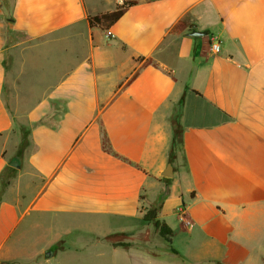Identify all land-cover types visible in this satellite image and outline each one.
<instances>
[{"label": "crops", "instance_id": "crops-1", "mask_svg": "<svg viewBox=\"0 0 264 264\" xmlns=\"http://www.w3.org/2000/svg\"><path fill=\"white\" fill-rule=\"evenodd\" d=\"M123 1L0 0V264H179L104 242L158 204L190 263L264 264V0H137L89 25Z\"/></svg>", "mask_w": 264, "mask_h": 264}, {"label": "rangeland", "instance_id": "rangeland-1", "mask_svg": "<svg viewBox=\"0 0 264 264\" xmlns=\"http://www.w3.org/2000/svg\"><path fill=\"white\" fill-rule=\"evenodd\" d=\"M12 37L15 34H11ZM43 58H40L42 60ZM57 115L58 113L55 112V114L49 116L47 119H45V123L49 125H54L57 121ZM30 131V125H24L23 129L21 130L22 133H24V136H27ZM155 208H159V204L157 206H154ZM14 239V237H13ZM115 241H124V242H130L133 245V248L136 250H148L153 253H155L158 257L163 259L164 256L171 255L169 247L165 244V242L160 238L159 234L154 229L153 225H143L141 228L131 232L127 233V235H121L118 234L114 237ZM105 244L111 243L105 238ZM120 250V253H112V252H106L103 250L102 252L97 253V255L93 252H86L83 254V259L81 258H71V261L68 260H61L58 261L57 264H151L148 261L142 260L140 258H134L132 256V252L129 251V253H125V251ZM101 253V254H100ZM117 261V262H116ZM170 261V259H169ZM171 262L182 264L181 261L174 257ZM56 264V263H54Z\"/></svg>", "mask_w": 264, "mask_h": 264}, {"label": "trees", "instance_id": "trees-1", "mask_svg": "<svg viewBox=\"0 0 264 264\" xmlns=\"http://www.w3.org/2000/svg\"><path fill=\"white\" fill-rule=\"evenodd\" d=\"M138 3L137 0H129L123 1L121 5L117 7L116 10L108 11L96 16H88V23L91 27H99L102 30H109L127 11V9L133 5ZM179 30L174 28L172 33H178ZM153 61L151 59H147L145 64H152ZM181 143V127L180 125H176L173 137V145L179 146ZM103 148L107 152H112L110 142L107 136L104 134L103 136ZM159 210L160 208L151 207L146 213L143 215L142 222L143 225H153L156 232L159 234L160 238L165 242V244L170 249V254L176 258H178L182 264H192L187 261L173 246L172 237L173 231L167 226V224L159 219ZM121 235H127V233H120ZM118 234L109 235L106 239L111 243V246L114 248H123L130 249L133 248L132 243L124 242V241H115L114 237ZM58 248V245L55 249ZM143 252L153 256L158 257L155 253L142 250Z\"/></svg>", "mask_w": 264, "mask_h": 264}, {"label": "built area", "instance_id": "built-area-1", "mask_svg": "<svg viewBox=\"0 0 264 264\" xmlns=\"http://www.w3.org/2000/svg\"><path fill=\"white\" fill-rule=\"evenodd\" d=\"M211 49H212V51L214 53H218L220 51V49H221V44H220V42L216 38H213L212 45H211ZM179 213H180L181 220L186 225H190V222L188 220H186V218L184 216V210L183 209L179 210Z\"/></svg>", "mask_w": 264, "mask_h": 264}, {"label": "water", "instance_id": "water-1", "mask_svg": "<svg viewBox=\"0 0 264 264\" xmlns=\"http://www.w3.org/2000/svg\"><path fill=\"white\" fill-rule=\"evenodd\" d=\"M190 35H191V36H195V37H196V36H205V33H202V32H196V31H195V32H192ZM13 166H18V165L15 164V163H13ZM165 176L168 177V175H166V174H165ZM51 255H52L51 252H48V253L46 254L47 257H51Z\"/></svg>", "mask_w": 264, "mask_h": 264}]
</instances>
